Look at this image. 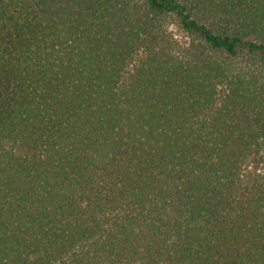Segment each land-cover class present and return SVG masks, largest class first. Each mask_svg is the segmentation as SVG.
<instances>
[{"label": "trees", "instance_id": "obj_1", "mask_svg": "<svg viewBox=\"0 0 264 264\" xmlns=\"http://www.w3.org/2000/svg\"><path fill=\"white\" fill-rule=\"evenodd\" d=\"M0 264H264V0H0Z\"/></svg>", "mask_w": 264, "mask_h": 264}]
</instances>
